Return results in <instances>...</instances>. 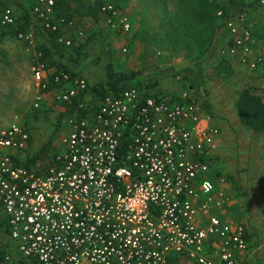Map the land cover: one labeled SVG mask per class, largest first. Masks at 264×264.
Masks as SVG:
<instances>
[{"label":"built area","instance_id":"obj_1","mask_svg":"<svg viewBox=\"0 0 264 264\" xmlns=\"http://www.w3.org/2000/svg\"><path fill=\"white\" fill-rule=\"evenodd\" d=\"M56 2L35 0L29 22L13 4L0 13L31 53L34 106L53 92L75 110L43 169L18 161L31 138L22 122L0 128V264H168L172 254L195 264H251L246 222L214 213L233 192L206 97L188 88L180 101L130 86L100 100L79 98L87 78L52 70L38 50L51 33L66 47L85 41L80 18L58 15ZM245 2L217 12L228 34L221 55L257 70L264 65L255 34L264 0ZM101 12L109 28L132 34L130 16L114 3Z\"/></svg>","mask_w":264,"mask_h":264},{"label":"rangeland","instance_id":"obj_2","mask_svg":"<svg viewBox=\"0 0 264 264\" xmlns=\"http://www.w3.org/2000/svg\"><path fill=\"white\" fill-rule=\"evenodd\" d=\"M103 1L114 2L130 16L133 25L131 37L113 29L100 28V24L92 25L87 18L77 16L86 30L85 40L94 33L96 41L94 40L87 48L85 58L77 61L68 54L63 57L64 64H67L71 70H80L79 67H85V64L105 69V65L112 62L117 71L127 73L140 71L139 79L131 81L129 86L140 80L141 87L147 90V84L157 82L155 86L150 87V91L155 89L163 96L172 98H176L175 94L179 92L181 94L185 89L190 88L179 76H175L174 72H182L186 68H199L201 70L199 82L203 89L197 90L206 97L207 106L213 116L221 122L227 121L229 131L240 129L234 107L238 85L231 79L217 76L213 71L220 60L221 50L225 46L228 34L217 12L209 5L212 0ZM1 32L0 29V34ZM125 47H127L126 52L123 50ZM31 59V53L27 51L23 42L13 35L2 33L0 128L8 127L13 121L22 122L31 132L32 144L25 153L26 158L29 159L47 146L41 159L32 164L37 169H43L59 148V139L64 132V129H61V119L66 114L64 112L66 106L56 100L53 94L46 96L40 107L34 106L38 88L32 77ZM176 87H180L181 91L176 93ZM203 90L206 92L204 93ZM224 135L221 130V151L223 145L229 142L228 136L224 141ZM237 137V133L230 136L235 141L232 155L235 160L222 151L224 160L222 159L220 163L222 172L229 176L233 193L238 183L243 181L242 174L244 175V167L238 169L242 157L238 155L237 143L241 142ZM233 162L236 163L237 168ZM257 169L254 171L257 172ZM230 176L234 180H231ZM214 213L226 221H235L220 215L218 210H214Z\"/></svg>","mask_w":264,"mask_h":264},{"label":"trees","instance_id":"obj_3","mask_svg":"<svg viewBox=\"0 0 264 264\" xmlns=\"http://www.w3.org/2000/svg\"><path fill=\"white\" fill-rule=\"evenodd\" d=\"M34 1L35 0H0V13L3 7L13 4L20 8L22 12V18H24L26 22H29L31 20L30 9ZM106 2L112 1L96 0L94 2H88L87 0H73V2H71V0H57L56 12L58 15L69 19L77 16L80 18H87L88 21L94 25L99 20H101V7ZM254 4L255 2H252L250 5ZM115 5L119 8L117 4ZM209 5L213 11L218 12L220 9L228 11L230 8H241L248 4L245 2V0H212V3H209ZM0 29L2 30L0 37L2 33H7L16 37V31L8 30L1 24V21ZM21 29L25 30L26 25H22ZM255 34L256 36L260 37V34L257 33V29ZM93 40H95L94 33L88 36L84 42H80L78 45L74 44L70 47H66L65 45L57 42L56 33H51L50 42L48 44H40L38 46V50L41 51V58L46 62L47 67H55L58 71L66 70L75 76L78 73L74 70H71L66 64L62 63L61 58L68 56V54L70 58L77 61L85 58L87 56V47ZM233 62L234 61L232 58L221 55L220 60L214 66V73L217 76L223 77L224 79H229L235 74ZM106 70L108 78L107 81L89 84L86 91L82 93L79 98H82L85 96V94L89 93L100 100L107 94L119 93L120 91L126 89L131 81L139 79L140 74V71H134L131 73L117 71L112 62L107 63ZM174 75L177 77L179 76V78L186 82L190 88L203 89L201 83L199 82V78H201V70L199 68H186L185 70H182V72L175 71ZM156 84L157 82L147 84V91L150 93V87L155 86ZM134 86H137L139 89H143L141 87L140 80H138ZM203 92L205 93L206 91L203 90ZM66 107L70 108V113H72L74 107H71V105L67 103ZM234 107L237 118L244 128L252 131L255 134H264V95L256 87L247 86L239 90L237 92V99L234 103ZM81 113L86 114L88 111L86 109H82ZM46 149L47 146L41 148L40 151L36 152L28 159L26 165H32L39 161L46 152ZM230 179L234 180L232 176H230ZM2 226L3 223L0 220V229H3ZM177 255L178 254L170 255L168 258V264H182L181 258Z\"/></svg>","mask_w":264,"mask_h":264},{"label":"crops","instance_id":"obj_4","mask_svg":"<svg viewBox=\"0 0 264 264\" xmlns=\"http://www.w3.org/2000/svg\"><path fill=\"white\" fill-rule=\"evenodd\" d=\"M96 24L98 25L100 24V28L103 29L107 28L111 30V28H109L105 24V22H103L102 19L99 20ZM256 26H257V33L260 34V41H261V45L257 48V52H264V39H262V36H264V19L258 18ZM93 42L94 40L91 43ZM91 43L88 45L87 48H89ZM61 60L62 63H65V60H63V58H61ZM233 64H234L233 67L235 69V74L229 79L235 82V84L237 83L238 88L236 92L243 89L244 87L254 86L264 95V65L257 70H251L247 67L240 65L238 61H234ZM85 65L87 66V64ZM106 65H105V69H100L95 65L87 66V67L80 66L79 67L80 70H74V71H76L78 74L85 76L89 84H96L107 81L108 78H107ZM52 70H56V68L52 67ZM175 89L177 90L176 93H178V91H181L180 87H176ZM151 92L155 93L156 95L163 96V94H160L159 92L155 91V89ZM49 94H53V92L45 93L44 98ZM88 95L92 96L89 93ZM175 95H177L178 97L176 96V98L174 99H179L181 101L180 92ZM92 97L94 98V100L98 99L95 96ZM236 99H237V93L234 99V103ZM63 104H65L66 106V103ZM74 111L75 110L73 109L72 112ZM64 112L66 114L62 116L61 129L63 128L64 131H67L69 130V126L68 124L63 123V120L66 118V116L71 114L70 108L66 107ZM213 123L219 126L220 129L223 130V132L225 133L224 141H226V136H228L229 142L227 141V144L225 143L223 145L224 148H222V151H225V153H227L229 157H232L233 150L235 148V141H233L230 138V136L233 133H237L238 136L237 139L241 142V143H237L239 148L238 155L239 157H242L241 159L242 163L239 164L238 169L244 167L243 169L244 175L242 174L243 181L240 184L238 183V186L235 187L234 190L235 193H233L232 202L229 205H227L225 208L218 210V212L222 216L235 220L234 222H240V221L246 222L248 226V234H249L248 235L249 249L246 251L245 257L251 264H264V134H255L252 131L244 128L240 124V122L238 124L239 126H241L240 129L235 128L236 130H234L233 132L229 131L230 127H228L227 121L222 120L221 122L219 119L214 117ZM31 144L32 143L30 138L28 148L29 146H31ZM227 145H229L228 148ZM28 148L25 150V152L23 151L24 153L20 152L18 156L19 158L18 161H20V163L23 162V164L25 165L28 161V158H26V154H25ZM222 159L224 160L223 154H222L221 162ZM233 160L235 159L233 158ZM28 166H32V165H28ZM234 166L236 167V163L234 164ZM255 169H257V172L254 171ZM2 239L7 243L8 247H11V245L9 244L10 242L9 238L7 234H5L4 232H2ZM177 256L181 258L182 264H195L194 262L190 261L186 256L183 255H177Z\"/></svg>","mask_w":264,"mask_h":264}]
</instances>
